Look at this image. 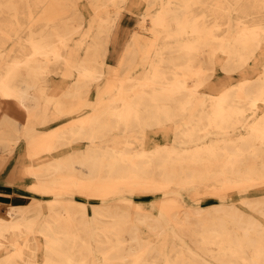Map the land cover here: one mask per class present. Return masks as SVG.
Returning a JSON list of instances; mask_svg holds the SVG:
<instances>
[{
  "label": "bare ground",
  "instance_id": "6f19581e",
  "mask_svg": "<svg viewBox=\"0 0 264 264\" xmlns=\"http://www.w3.org/2000/svg\"><path fill=\"white\" fill-rule=\"evenodd\" d=\"M104 1L92 5L98 27L70 44L84 21L73 0H0V166L23 147L20 177L52 195L47 214L38 202L0 217V250L14 248L0 264H264V196L228 202L264 187V0H143L149 33L136 30L112 70V23L137 0ZM218 70L241 78L216 90ZM77 141L89 144L66 154ZM142 193L159 212L131 198ZM185 194L221 202L188 207Z\"/></svg>",
  "mask_w": 264,
  "mask_h": 264
},
{
  "label": "rangeland",
  "instance_id": "374dc122",
  "mask_svg": "<svg viewBox=\"0 0 264 264\" xmlns=\"http://www.w3.org/2000/svg\"><path fill=\"white\" fill-rule=\"evenodd\" d=\"M80 3L83 5V13H84V17L86 20H88L91 15L93 14V11H92V8L90 7V5L88 4V0H80ZM129 3V2H128ZM72 5L73 6H76L78 7V10H79V0H73L72 2ZM128 4L125 3V1H122L121 4H120V10H119V13H122L121 16L117 17L115 19V22L112 23V27H111V30L114 32H110L111 35H110V39H108V41L110 40L111 43L109 45V52H108V55H107V58H106V61H107V65L108 67L112 70V68L114 69L115 66H117V62H118V59H119V56L120 54L122 53L123 51V48L125 46V44L128 42V40L131 38L132 34L136 31V30H141L143 32L144 35H147L149 32L147 31H144L142 29L139 28V22L142 21V18H143V15L149 13V9H147L145 7V2L143 0H137V8L136 7H133L131 9H128L127 8ZM108 8V11H112L114 9L113 6H107ZM40 10H42V8H40ZM80 11V10H79ZM122 11V12H121ZM110 13V12H109ZM117 13V10L115 12V15ZM112 15V13H110ZM114 15V16H115ZM114 19V18H113ZM117 23V25H116ZM145 25L148 27L150 24H149V21L148 20H145L144 21ZM92 28L96 29L98 27V24H91ZM82 33H83V23H82V30L79 34L75 35L74 36V40L70 42V44H75L76 41H78L81 36H82ZM109 41V42H110ZM87 44V43H86ZM86 46V45H85ZM85 46L81 49V51L76 55L75 57V62L73 64H76L77 62H79L83 56H84V50H85ZM71 47H69L70 49ZM258 57H259V61L262 62V64L264 63V49H262L261 51H259L258 53ZM1 65V64H0ZM256 69H258V71L256 69H253L252 67V64L250 66H248V68L246 69L247 71V76L250 77V78H253V77H256L257 75H259V71H261L262 69V66H259L258 68L255 67ZM70 70H73V68L70 67ZM51 80L53 81V83L56 84V82L58 83H67V82H71L72 80L75 79V74L72 73L71 74V78L69 79H66V78H63L61 75H53L50 77ZM241 77L236 73V74H225L224 72L218 70L217 72V75L216 77L214 78L215 79V82L217 83V86H216V90L218 88L221 87V85H231L233 83H236L238 82V80L240 79ZM66 79V80H65ZM55 84H52L53 86H51L49 88V91H48V94L49 96H52L54 98V95H57L58 93L60 94L62 90L55 88ZM64 88V86L62 87ZM211 92L213 90H210ZM95 92V90H94ZM113 93H115L114 91L111 92V93H106L104 95H101V96H98V99L95 101V99H92V102L96 103L97 104L101 101H104L105 99L109 98ZM92 98L94 97V93H92ZM90 97V99H91ZM96 105V104H95ZM53 107V106H52ZM50 108H51V105H50ZM69 108V107H67ZM92 108H89L87 107L86 109H83L81 112H79L76 116L75 115H66L65 117L63 118H60L58 119V124L56 126H53L51 128L48 129V127H46L45 125H39L38 126V129L37 131L39 132H49L50 130L52 129H55L57 128L58 126L60 127H68L71 123H72V118H75L77 116H81V115H84L86 114L87 112H89ZM69 110V109H68ZM74 116V117H73ZM55 122V121H54ZM171 126V125H169ZM59 127V128H60ZM120 140L121 145H123V142L126 141L127 139H130V140H133L134 138H127V137H124V136H119L118 138ZM156 140L158 141H162L164 142V138H155ZM106 142H104V145H112L113 143L109 140H105ZM89 143L87 142H84V141H77L76 143L72 144L71 146H68L66 147V154L67 152L68 153H75L78 149H83V148H86L87 145ZM135 147L137 148H140L141 145L139 144H133ZM24 146V145H23ZM62 155V154H59V156ZM12 155L11 154H6L4 155L3 159H12L11 157ZM3 160V161H4ZM14 160L16 161H12L10 162L11 164H9V161H4L2 163V166L1 168L3 167H6L7 170L8 169H11L12 171L10 172L11 175L14 174V176H16V178H18V181H11V178L10 176L6 177L5 179L7 180V187L6 189H4L3 191H0V217H6L7 216V211L12 208V207H16V206H25L27 204H30L31 207H35L36 203L40 202L42 203L43 205V209H44V212L47 214L50 212L49 210V207H48V202H47V199H50L52 197L51 194H43V193H40L38 191H34L31 189V184L32 182H34V178L32 176H28V175H23L20 177L21 174L24 173V167H21V162L22 161H19L17 159L14 158ZM26 162V161H25ZM37 163V161L35 162ZM8 164V165H7ZM15 164V165H14ZM10 175V174H9ZM0 181L2 183H4L5 181L1 178ZM21 187V188H20ZM258 191V189L256 190ZM230 193L232 192V194L229 195V200L228 202H232L233 204H236V205H240V199L244 198V197H253V196H264V187L263 188H260L258 192L256 193H249L247 195H243V194H240L239 192H233V191H229ZM17 194L18 196L16 197ZM69 194L68 193H64L63 196H68ZM76 195V196H75ZM75 195H72L73 198L77 199V200H81L80 197H78L77 194ZM168 195L164 196L162 194L158 195L157 196V199L159 200L160 198H165L167 197ZM184 205L186 206H201L203 207L204 209H210L212 208L213 206H215L218 202L220 203L221 201L217 200V198H206L204 200H201L199 203H194L188 195H184ZM135 200V202H140V203H143V204H146V205H151V204H154V206L157 208L155 211L156 212H159V207L158 205H156L155 203H153L152 201L154 200L155 202V199L153 197V195H150V194H137L135 195L134 197H131ZM36 199V200H35ZM111 202V201H110ZM98 201H90L88 204L89 206V209H90V212H91V204H97ZM248 210V209H247ZM33 215V214H32ZM45 219V216L42 215L40 218H39V222H42L43 220ZM263 220V219H262ZM264 222V220H263ZM40 238V237H39ZM41 239V238H40ZM179 243H186L187 245H191L190 241L188 239H183V240H180L178 241ZM194 248V247H192ZM14 250L13 247L11 246H8L2 250H0V259L3 258L4 256L10 254L12 251ZM195 250V248H194ZM42 259V255H40V260Z\"/></svg>",
  "mask_w": 264,
  "mask_h": 264
},
{
  "label": "crops",
  "instance_id": "0c3cea01",
  "mask_svg": "<svg viewBox=\"0 0 264 264\" xmlns=\"http://www.w3.org/2000/svg\"><path fill=\"white\" fill-rule=\"evenodd\" d=\"M103 3H105V1L104 0H101V1H96V0H88V4L90 5V7L92 8V5L93 4H95V5H98V6H101ZM125 3H127L128 4V6H127V8L128 9H131V8H133V7H136L137 8V2H136V4H134V5H130L127 1H125ZM107 6H112V5H107ZM79 10H80V13L83 15V17H84V13H83V11H82V9H83V5L80 3V0H79ZM119 9H120V7H119ZM116 10H117V8L116 7H114V9L112 10V11H110V13H112V15L114 16L115 15V12H116ZM122 12V11H121ZM121 14L122 13H120V14H118V16L120 17L121 16ZM92 20H93V14L91 15V17L88 19V20H86L85 19V17H84V21H83V30H86V29H88L89 27L91 28L92 26H91V24L93 25V22H92ZM116 25H117V23H116ZM113 32V31H112ZM114 33V32H113ZM88 41H90V40H88ZM87 41V42H88ZM110 41V40H109ZM109 41H107V50H108V48H109V45H110V43H111V41L109 42ZM132 43V41H131V39H129L128 40V42L125 44V46H124V48H123V50L129 45V44H131ZM88 44V43H87ZM86 47V46H85ZM108 52H109V50H108ZM123 52V51H122ZM122 54V53H121ZM121 54H120V56H119V59H118V62H117V64L119 63V60H120V58H121ZM106 63H107V61H106ZM108 64V63H107ZM58 84H60V83H58V82H56V85H58ZM58 124V121H55V122H52V123H49V124H47V125H45L46 127H48V129L49 128H51V127H53V126H56ZM37 129H38V127H37ZM24 145V144H23ZM23 151H24V148L22 147V148H20V149H18V150H15V152H13V154H12V159H3L4 157V155H6V154H4L3 156H2V161L4 160V161H9V164H11L10 162H14V161H16V160H14V158L15 159H17V160H21V156H22V153H23ZM3 161V162H4ZM2 162V163H3ZM2 163H1V166H2ZM1 166H0V179L2 178L5 182L4 183H2L1 181H0V191H3L4 189H6V185H7V180L5 179L6 177H8V176H10L11 175V169H8L7 170V168L6 167H4V168H1ZM2 172V173H1ZM10 174V175H9ZM16 195V197L18 196L17 194H15Z\"/></svg>",
  "mask_w": 264,
  "mask_h": 264
}]
</instances>
